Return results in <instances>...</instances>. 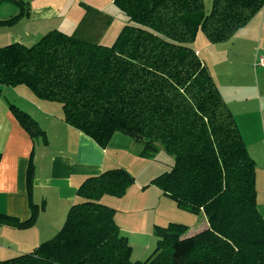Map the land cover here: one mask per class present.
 Instances as JSON below:
<instances>
[{"label":"trees","instance_id":"16d2710c","mask_svg":"<svg viewBox=\"0 0 264 264\" xmlns=\"http://www.w3.org/2000/svg\"><path fill=\"white\" fill-rule=\"evenodd\" d=\"M3 1L20 10L0 25L27 15L22 0ZM112 2L126 19L111 44L58 29L31 45L7 43L0 46V86L25 85L37 99L58 102L62 121L102 148L116 132L138 143L141 157L163 147L174 162L147 185L178 208L204 214L207 227L184 235L182 223L154 225V250L145 260H131L116 209L100 201L104 195L122 197L134 182L127 169L114 167L83 179L52 237L0 264H264L255 161L210 70L190 46L199 31L209 43L228 41L264 0H212L208 12L203 0ZM9 109L32 141L47 143L27 111L12 103ZM33 180L30 157L29 199ZM30 204L29 218L0 213V225L33 226L44 202Z\"/></svg>","mask_w":264,"mask_h":264},{"label":"crops","instance_id":"0c3cea01","mask_svg":"<svg viewBox=\"0 0 264 264\" xmlns=\"http://www.w3.org/2000/svg\"><path fill=\"white\" fill-rule=\"evenodd\" d=\"M22 1L26 3L28 13L11 25H0V46L5 45L3 41L6 40H9V43L20 42L26 45L24 40L29 39L31 35L46 33L52 29L61 30L80 39L92 33H108V38H111V33H118L125 23L124 15L112 0ZM209 1L203 0L204 7ZM19 10L16 4L3 1L0 3V19H8L18 14ZM251 24H254L256 31L259 29L257 25L260 27V55L255 52L254 47L249 48L245 52L248 55L247 65L251 68L253 66L260 68V71H263L261 76L264 77V65L257 63L259 57L264 58V7L244 26ZM241 30L242 28L238 29L228 41L222 42H229L235 54H237V42L243 44L245 50L256 38L255 33L249 36L248 33H241ZM38 37L40 34L35 39ZM206 46L207 43L203 47ZM241 87V82L237 83L225 101L233 114L238 111L240 114L244 113L246 117L251 111L250 96L249 91L243 92ZM0 88V213L25 220L31 215L30 202L34 204L44 202V208L40 210L35 223L30 228L17 229L0 225V260H2L28 252L40 242L52 237L62 226L70 205L77 201L75 191L85 177L114 167L128 170L126 161L121 159L122 156L114 155L110 151L109 146L113 148L112 143L129 147L132 151L138 149L136 147L138 143L131 137L116 132L108 145L102 148L90 137L62 121L59 104L37 99L29 89L20 85L11 86L13 92L23 100L16 102L19 108L27 111L45 132L46 144L39 139L32 141L9 109L7 92L10 94L11 89H8V86H0ZM256 89L258 97L255 98L259 99L260 111L264 115V84L261 91L259 84ZM2 92L5 94L2 95ZM240 103H244V106L241 107ZM241 135L249 154L255 161L256 182L259 172L264 187V126L261 137H255L252 133L251 144H247L243 132ZM30 157L34 165L31 199L26 185V170ZM131 189L132 187L127 188L122 197H115L117 206H112L116 209L115 219L120 231L127 236L130 245V237L124 232V224L118 215V209ZM134 191L132 189V192ZM257 207L259 210L258 204ZM262 216L264 217V214ZM205 225L207 227V224ZM193 232L196 233L195 230Z\"/></svg>","mask_w":264,"mask_h":264},{"label":"rangeland","instance_id":"374dc122","mask_svg":"<svg viewBox=\"0 0 264 264\" xmlns=\"http://www.w3.org/2000/svg\"><path fill=\"white\" fill-rule=\"evenodd\" d=\"M210 7L211 0L207 6L205 5L204 11L208 12ZM257 26L259 28L257 31L254 24L242 27L241 33H248L247 35L249 36H251V33H255L256 38L252 40V44H248L245 50H243V44L237 42V54H235L229 42L218 44L209 43L202 31H199L195 40L190 43V46L194 50H198L197 53L199 58L210 70L224 100L225 98L227 99L232 90L235 89L237 83L241 82L243 92L249 91L250 114L246 117L244 113L240 114L238 111L233 114L237 126L246 136L247 144H251V138L253 137L252 133H254L255 137H261L264 126L263 114H261L260 111V102L259 99L255 98V96L258 97L256 86L259 84L260 91L263 88L264 77L261 76L263 71H260V68H256V66H253V68L249 67V65H247L248 55L245 53L249 48L254 47L255 52L260 55L259 41L261 32L259 25ZM39 34L41 37L44 33H35L31 35L29 39H26V41L24 40L25 44L31 45L35 43L40 38L38 37L35 39ZM111 34V38H108V33H92L90 36L88 35V37L81 36H83L82 39H87L86 41L92 43L111 44L118 33ZM3 42L7 44L10 41L6 40ZM206 43L207 46L204 48L203 46ZM20 86L28 89L25 85ZM250 87L251 89H249ZM8 89H11L10 94L7 92L8 103H12L19 107L16 102L23 101L22 98L13 92L11 86H8ZM4 94L5 93L2 92V95ZM225 102L227 103V101ZM51 103H55L56 105L59 104L58 102ZM240 105L242 107L244 103H240ZM250 135L252 136L249 138L248 136ZM112 146L113 148L109 146L110 151L113 152L114 155L119 154L122 156L121 159L126 161L125 164L128 171L134 176V182L128 189L132 187L135 191L132 192L131 189L128 192L127 196H125L120 203V209H118V215L121 217V221L124 224V232L130 237L131 247L133 249V252L131 250V260H145L154 250L157 240L156 236L153 234L154 225L165 226L169 222L182 223L187 226L184 235L194 234V230L197 232L201 230L203 226H206L205 224H207V221L204 214H194L178 208L174 201L170 197L164 196L156 186L152 184L147 185L150 179L168 170L172 166L174 162L172 154L166 152L163 147H160L153 157H141L138 155L140 150L139 144L136 146L138 149L133 151L130 150L129 147L126 148L118 143L116 145L112 143ZM257 175L256 200L259 211L264 214V187L259 172ZM116 199L117 198L114 196L104 195L100 201L109 206H117L115 205Z\"/></svg>","mask_w":264,"mask_h":264},{"label":"built area","instance_id":"2783aa9c","mask_svg":"<svg viewBox=\"0 0 264 264\" xmlns=\"http://www.w3.org/2000/svg\"><path fill=\"white\" fill-rule=\"evenodd\" d=\"M257 63L260 64V65H264V58L263 57H259Z\"/></svg>","mask_w":264,"mask_h":264}]
</instances>
